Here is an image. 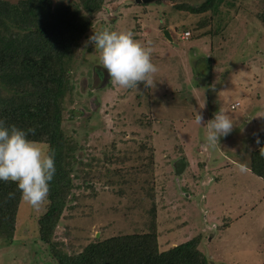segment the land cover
Segmentation results:
<instances>
[{"label": "rangeland", "instance_id": "374dc122", "mask_svg": "<svg viewBox=\"0 0 264 264\" xmlns=\"http://www.w3.org/2000/svg\"><path fill=\"white\" fill-rule=\"evenodd\" d=\"M159 1L104 0L72 59L61 122L74 143L65 147L72 184L54 240L77 252L155 226L161 250L200 233L208 264H264V179L248 167L264 131V0H224L203 13L173 6L194 0ZM105 29L150 49V87L110 80L87 43ZM218 110L235 126L211 145L205 123ZM48 203L34 208L21 197L12 238L0 237V264H56L39 236Z\"/></svg>", "mask_w": 264, "mask_h": 264}, {"label": "trees", "instance_id": "16d2710c", "mask_svg": "<svg viewBox=\"0 0 264 264\" xmlns=\"http://www.w3.org/2000/svg\"><path fill=\"white\" fill-rule=\"evenodd\" d=\"M194 1L192 5L183 1L173 6L203 13L217 10L224 0ZM103 3L0 0V118L25 130L34 128L29 139L45 142L55 151L56 173L49 182L47 209L38 219L39 236L48 244L56 264H208L199 249L200 233L162 250L155 226L148 233L95 240L77 252L54 240L53 232L72 184L73 156L65 147L74 143L64 138L61 128L67 99L74 92L71 63ZM140 3L144 8L146 3ZM160 28L165 29V25ZM261 151L264 131L248 162L250 171L264 179ZM21 197L14 182L0 181V237L12 236Z\"/></svg>", "mask_w": 264, "mask_h": 264}, {"label": "clouds", "instance_id": "9594fccd", "mask_svg": "<svg viewBox=\"0 0 264 264\" xmlns=\"http://www.w3.org/2000/svg\"><path fill=\"white\" fill-rule=\"evenodd\" d=\"M87 43L99 50L100 65L114 84L123 88H137L141 83L147 88L153 84L157 68L151 61L150 49L135 40L131 32L105 29L93 32ZM195 120L202 124L204 117L197 112ZM205 124L206 142L211 145L229 135L235 126L220 110ZM34 133V128L25 130L0 118V181L14 182L23 200L39 208L48 198L49 182L56 173L55 151L29 139V134ZM260 155L264 157V151Z\"/></svg>", "mask_w": 264, "mask_h": 264}, {"label": "water", "instance_id": "95a60500", "mask_svg": "<svg viewBox=\"0 0 264 264\" xmlns=\"http://www.w3.org/2000/svg\"><path fill=\"white\" fill-rule=\"evenodd\" d=\"M135 1L147 3V2H152L154 0H135ZM163 33H164V35H166L168 37V39H171V36L169 35V32L167 29H165L163 31ZM184 166H185V162L181 160V163L179 165H175V172H181V170L184 168Z\"/></svg>", "mask_w": 264, "mask_h": 264}, {"label": "crops", "instance_id": "0c3cea01", "mask_svg": "<svg viewBox=\"0 0 264 264\" xmlns=\"http://www.w3.org/2000/svg\"><path fill=\"white\" fill-rule=\"evenodd\" d=\"M184 169V168H183Z\"/></svg>", "mask_w": 264, "mask_h": 264}]
</instances>
